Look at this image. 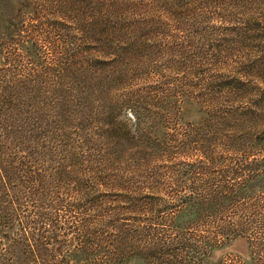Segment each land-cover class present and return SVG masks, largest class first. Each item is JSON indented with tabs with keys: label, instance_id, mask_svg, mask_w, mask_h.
Wrapping results in <instances>:
<instances>
[{
	"label": "trees",
	"instance_id": "1",
	"mask_svg": "<svg viewBox=\"0 0 264 264\" xmlns=\"http://www.w3.org/2000/svg\"><path fill=\"white\" fill-rule=\"evenodd\" d=\"M0 39L10 264H264V0H22ZM4 246V248H3Z\"/></svg>",
	"mask_w": 264,
	"mask_h": 264
},
{
	"label": "rangeland",
	"instance_id": "2",
	"mask_svg": "<svg viewBox=\"0 0 264 264\" xmlns=\"http://www.w3.org/2000/svg\"><path fill=\"white\" fill-rule=\"evenodd\" d=\"M22 4V0H0V39L4 38L6 31L5 26L10 22L12 15L17 13ZM264 88V84H263ZM4 248V246H3ZM247 257V240L238 237L231 240L221 249L217 250L212 260L207 264H243ZM0 264H10L8 257L0 249ZM17 264V263H16ZM135 264H146L138 262Z\"/></svg>",
	"mask_w": 264,
	"mask_h": 264
}]
</instances>
